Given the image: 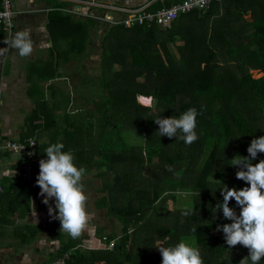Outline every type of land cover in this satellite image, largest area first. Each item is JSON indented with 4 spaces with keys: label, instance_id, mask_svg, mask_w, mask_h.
<instances>
[{
    "label": "trees",
    "instance_id": "obj_1",
    "mask_svg": "<svg viewBox=\"0 0 264 264\" xmlns=\"http://www.w3.org/2000/svg\"><path fill=\"white\" fill-rule=\"evenodd\" d=\"M148 1H152L148 10L155 11L180 0ZM92 7L98 16L105 12L104 7ZM63 17L55 28L65 32L70 24L76 26L81 38L70 45L80 60L90 54L87 50L94 42L101 43L100 74L92 84L93 106L67 110L63 126L56 115L32 112L31 116L38 114L30 117V130L38 144L47 134L45 147H38L44 155L50 144L61 142L64 151H72L78 166L88 171L107 168L103 200L97 206L123 225V233L113 250L107 249L104 237L113 239L116 233L105 234L101 227L87 249L70 237L59 256L69 253L68 264H161L158 247L183 239L199 248L204 264H239L249 250L242 245L229 248L217 225L231 221L223 217L222 209L213 212L223 201L219 188L247 186L236 178L239 169L231 165V159L238 154L248 156L251 140L264 135V0L214 2L206 13L191 11L168 27L149 22L127 26L123 21L92 16L76 23L68 14ZM58 52L59 67L74 54ZM57 67L37 79L68 76ZM80 70L75 71L79 93L87 83ZM255 70L261 76L255 77ZM140 95L151 97V105L141 104ZM191 107L198 112L197 141L187 145L175 137H159L154 119L178 117ZM133 132L139 133L140 143L128 142ZM83 141L87 147L80 149ZM0 152L11 155L8 150ZM261 159L264 153H258L253 163ZM6 182L0 180L4 189L0 193L1 227L12 221L3 207L5 193L13 185ZM33 182L22 183L33 190ZM19 183L13 192L22 187ZM182 193L191 195L189 205L169 209L167 200L179 203ZM229 206L239 214L234 199Z\"/></svg>",
    "mask_w": 264,
    "mask_h": 264
},
{
    "label": "crops",
    "instance_id": "obj_2",
    "mask_svg": "<svg viewBox=\"0 0 264 264\" xmlns=\"http://www.w3.org/2000/svg\"><path fill=\"white\" fill-rule=\"evenodd\" d=\"M88 1L91 0H13L15 28L12 32L8 30L3 32L0 29V48L7 47L4 42L5 38L11 39L16 31L25 28L32 33L34 48L31 55L27 57L19 56L17 50L11 48L4 50L0 55V102L3 119L2 137L4 139L25 140L35 136L30 130L29 119L38 114L37 112L31 116L32 112L37 111V103L42 101L51 103V100L61 99L63 97L62 90L74 93L69 81L70 76L66 72L80 70L82 60L78 56L62 63V65H66L64 73L68 76L49 80L37 79V76L52 73L53 66H58V63L56 64V56L57 59L59 57L58 50L70 51V43L75 41L72 39L71 30H66V33L61 29V31H57L55 22L59 23L64 18L63 13L70 15L73 21L83 22L88 17L84 15L86 12L96 13V9L87 3ZM97 1L99 4L107 1H121L122 4L139 5L147 0ZM75 8L79 10L70 11ZM57 35L61 37H57ZM63 39H67V42ZM90 49L93 48L88 47L87 52H90ZM52 83L55 90L47 91ZM36 86L44 89L43 96H39L38 100L35 92ZM43 136L44 134L41 137ZM38 152L44 156V159L47 158L39 150ZM13 156V154L4 156V152H0V180L2 178L8 180L7 186L13 184L11 191L5 193L6 199L3 200L4 212L12 221L3 227L0 226V264H42L57 258L60 254L59 249L64 243H68L70 236L60 232L58 219L50 217L48 206L42 202L43 198L39 195L40 189L36 185V180L32 184L33 190L23 189L21 164L19 163L21 159L15 156L16 160ZM18 182L21 183L22 187H19L22 189L20 188L21 190L15 195L13 189L15 183ZM103 183L105 184V182ZM104 186L100 188L98 186L94 190L102 192ZM87 194L89 195V193ZM28 200L30 202L29 209L26 205ZM50 203L54 206V200ZM86 207L88 211H92L88 203ZM97 208L103 212L102 208ZM112 222L116 223L117 221L107 217L106 212L105 218H102L101 222L98 219H92L90 229L80 238L75 239V241H80L78 246L86 249L91 247L90 242L97 235L100 227L105 234L116 233V237L120 238L123 233V225L119 223L122 226L119 235L116 228L109 229L108 225ZM37 227L40 228L39 233L32 232Z\"/></svg>",
    "mask_w": 264,
    "mask_h": 264
},
{
    "label": "clouds",
    "instance_id": "obj_3",
    "mask_svg": "<svg viewBox=\"0 0 264 264\" xmlns=\"http://www.w3.org/2000/svg\"><path fill=\"white\" fill-rule=\"evenodd\" d=\"M31 34L25 28L16 31L11 39L5 38L7 47L0 48V55L8 48L17 50L21 57L31 55L34 48ZM197 116V109L191 107L178 117L172 115L154 119L159 126L156 132L159 137H175L191 145L199 139ZM64 147L63 143L57 142L45 149L47 158L39 161L36 185L40 189L42 202L48 206L50 217L60 221V232L78 239L90 229L93 218L86 207L88 195L83 183L86 169L78 166L72 151H64ZM247 152L248 156L238 154L231 159V165L239 169L236 178L246 182L247 186L239 189L227 186L219 188L223 201L215 206L213 214L222 209L223 217L231 221L217 225V231L223 232L229 248L242 245L249 250V254L239 264H260L264 259V159L258 163L253 161L257 159L258 153H264V135L253 138ZM233 199L240 209L239 214L229 206ZM52 200L54 206L50 203ZM192 231L197 229L193 228ZM159 251L161 264H204L199 248L183 239L172 246H159Z\"/></svg>",
    "mask_w": 264,
    "mask_h": 264
},
{
    "label": "built area",
    "instance_id": "obj_4",
    "mask_svg": "<svg viewBox=\"0 0 264 264\" xmlns=\"http://www.w3.org/2000/svg\"><path fill=\"white\" fill-rule=\"evenodd\" d=\"M222 0H180L172 3L169 6H164L155 11L148 10L152 2L141 3L136 6H128L127 4H120L118 2L112 4L101 3L97 0L88 1L91 6H101L105 8L102 16L96 13L86 12L87 16L98 17L105 21L118 23L123 21L127 26L136 23H157L163 27L171 25L174 19L179 16L189 13L191 11H201L206 13L214 2H221ZM75 8L70 11H78ZM122 12V13H121ZM15 10L13 8V0H0V25L12 32L15 28L14 22ZM1 93V87H0ZM3 135V119L0 102V151L8 150L13 155H18L22 160L21 176L28 183H32L39 173V161L44 159V156L38 152V142L35 136L29 137L25 140L4 139ZM35 143V145H32ZM29 153H32L29 155ZM3 185L0 183V193L3 192ZM107 249L113 250L116 247L119 238L110 239L105 236ZM90 248V247H89ZM70 254L65 252L54 260L42 264H68Z\"/></svg>",
    "mask_w": 264,
    "mask_h": 264
},
{
    "label": "rangeland",
    "instance_id": "obj_5",
    "mask_svg": "<svg viewBox=\"0 0 264 264\" xmlns=\"http://www.w3.org/2000/svg\"><path fill=\"white\" fill-rule=\"evenodd\" d=\"M115 2L116 1H114V2L113 1H107L105 3L106 4H112V3H115ZM118 2L121 3V1H118ZM135 2H137V1H135ZM128 6H136V5H128ZM77 22H79V21H77ZM103 22L106 23L105 21H103ZM70 25H71V28L69 30H71L73 39L75 41H78L81 38V33L78 32L79 30L77 28H75L76 27L75 25H73V24H70ZM0 29L3 32H7L6 28H0ZM63 41L67 42V39H63ZM94 47L95 48L90 49V52H89L90 54L89 55H85V57L82 59V62L80 63L81 65H80L79 68L81 69L80 71H82V76H83L82 80L83 79H87L86 80L87 83H85L84 86H81L79 88V91L82 90V89L83 90L80 91V93L78 91H76V87H77L76 83L78 81H80V79L77 77L75 71L70 70V74L71 75L69 77V81L71 83V88L74 91V95H72L73 93H70V91L68 90V91H66L65 96H63L61 99H59L58 103L55 102L57 100H51V103H49V102L47 103V102H43V101L39 102V103H37V107H36L37 111L43 110L44 112H48V113H51L53 115H56V117L59 118L60 124L62 125L63 124L62 121H63V119H65L64 115L67 112V110L68 111H72L74 109L75 111H77V109H82L83 110L84 108L86 109V108H90V107L93 106V100L95 99V96H94V92H93L94 90H93V85L92 84H93L95 78L100 74V69H99V66H100V53H97L99 51V49L96 47V45H94ZM61 52H63V54H64V52H68L70 54L72 52V50H70V51L61 50ZM69 54H66L65 57L67 55H69ZM70 55L71 56H67L66 58H69V59H75L76 58V53L70 54ZM57 63H58V59H57V56H56V64ZM58 67H59V65H58ZM64 68H65L64 65H60V67H59V71L60 72L62 71L63 74H65L64 73ZM253 73H254L255 77L261 76V73H259V71H257V70L253 71ZM50 90H55V89L53 87H48L47 91H50ZM35 92H36L37 100H38L39 96H41V97L43 96L42 92H44V89H41L39 86H36L35 87ZM84 97H86V98H84ZM73 99H74V101H73ZM137 99H138V101L141 104L146 105V104H144L141 101V96L137 97ZM69 102H70V105H68ZM51 104H58V107L57 108H56V106L53 107V105H51ZM138 134L139 133H136V132H133L132 134H130V136H128L130 138L128 142L130 144H132V143H134V144L140 143L141 142L140 141L141 138L139 137ZM46 135L47 134H45L43 137H41L40 146L43 145L45 147V145H46L45 141L47 139ZM38 147H39V144H38ZM86 147H87V142L83 141L82 144H81L80 149H85ZM15 156H17V157H19V156L18 155H14L13 156V158H15L17 160V157H15ZM80 159L81 158H79V160ZM87 171L88 170H86V174H85V176L83 178V183L85 185L86 192L89 193V195L87 194L88 195L87 203L92 208V211H89V212L93 216L92 219H98L101 222L102 218H105L106 209L104 208V209H102L103 212H100V210L97 208L98 206L95 205V204H97V201H100V199L103 200V198H101V197L104 195V193L101 192L100 190L99 191L94 190V188H96L98 186L100 188V187L105 185L103 182L106 183V180H105V178L103 176V172L107 171V168L106 167H101V168L98 169L97 167H94V168L90 169V171H88V172ZM22 182L26 183L27 181L22 180ZM23 189H26V188H23ZM20 190L21 189L19 188L17 191H15L14 192L15 195H17V192L20 191ZM4 199H6V198H4ZM178 199H180L179 203H177V201L174 202L173 199L169 198L167 200L168 208L171 209V210H174L175 208H178L177 206H180V205L188 206L189 202L192 200L191 195L189 193L180 194ZM26 205H28L27 208L29 209V205H30L29 200L27 201ZM182 206H180V207H182ZM107 219H109V218H107ZM57 223L60 224L59 220L57 221ZM108 226H109V229H113V227L116 228V232L118 234L122 230V226L118 222L109 223ZM39 227H37L36 230L34 228L32 230V232L36 231V233H39V231H40ZM119 239H121V237ZM77 242H78V240H77ZM158 246H159V244H158Z\"/></svg>",
    "mask_w": 264,
    "mask_h": 264
},
{
    "label": "bare ground",
    "instance_id": "obj_6",
    "mask_svg": "<svg viewBox=\"0 0 264 264\" xmlns=\"http://www.w3.org/2000/svg\"><path fill=\"white\" fill-rule=\"evenodd\" d=\"M141 101L146 105H150L152 103V98L147 96H141Z\"/></svg>",
    "mask_w": 264,
    "mask_h": 264
},
{
    "label": "water",
    "instance_id": "obj_7",
    "mask_svg": "<svg viewBox=\"0 0 264 264\" xmlns=\"http://www.w3.org/2000/svg\"><path fill=\"white\" fill-rule=\"evenodd\" d=\"M108 196H109V192H107ZM133 228L134 226L131 225V240H130V244H129V249L131 250L132 248V244H133Z\"/></svg>",
    "mask_w": 264,
    "mask_h": 264
},
{
    "label": "flooded vegetation",
    "instance_id": "obj_8",
    "mask_svg": "<svg viewBox=\"0 0 264 264\" xmlns=\"http://www.w3.org/2000/svg\"><path fill=\"white\" fill-rule=\"evenodd\" d=\"M103 22V21H102ZM94 45H96V47L99 49V51L97 52V53H100L102 50H101V48L99 47V45H101V43L99 42V40H98V42L96 41V43L94 42V44L91 46L92 48H95V47H93Z\"/></svg>",
    "mask_w": 264,
    "mask_h": 264
}]
</instances>
